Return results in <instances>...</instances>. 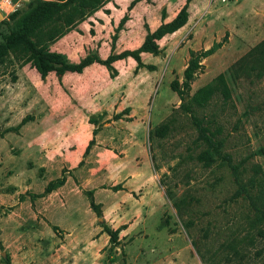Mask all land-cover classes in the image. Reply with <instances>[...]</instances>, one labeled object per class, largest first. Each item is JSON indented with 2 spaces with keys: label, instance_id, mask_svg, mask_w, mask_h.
<instances>
[{
  "label": "rangeland",
  "instance_id": "1",
  "mask_svg": "<svg viewBox=\"0 0 264 264\" xmlns=\"http://www.w3.org/2000/svg\"><path fill=\"white\" fill-rule=\"evenodd\" d=\"M29 1L0 0V41L6 31L3 21ZM112 1L50 48L77 62L83 51L97 53L107 41L110 54L115 28L128 14L113 53L135 49L146 35L144 24L162 23L163 8L167 17L185 3L143 0L133 17L128 5L117 24L100 26L98 47L87 49L98 15L107 13ZM192 2L183 34L160 39L161 53L144 56L154 70L134 72L136 63L126 57L113 64L115 78L101 65L83 76L50 73L41 79L30 64L0 65V129L29 118L18 133L0 137V264H7L6 257L12 264H264L263 225L255 221L256 208L264 210V75L234 80L230 70L264 39V0ZM223 39L214 54L201 60L183 96L187 102L219 73L227 77L230 98L216 93L195 113L218 129L222 151L231 161L218 159L204 167L195 158L201 147L193 142L191 116L179 108L182 100L170 82L183 81L190 48L199 52ZM121 111L122 118L113 119ZM89 119H96L99 131L84 156L95 127ZM168 119L167 135L149 141V131ZM145 171L147 185H137L132 194L109 188L127 177L140 184ZM62 175L65 182L54 183L52 194L29 195L41 193ZM133 182L129 185L134 187ZM240 185L247 191L235 196ZM88 189L94 190L105 223L121 228L119 243L102 231L85 194ZM165 190L171 197L188 199L182 218ZM145 192L151 204L143 202Z\"/></svg>",
  "mask_w": 264,
  "mask_h": 264
},
{
  "label": "trees",
  "instance_id": "2",
  "mask_svg": "<svg viewBox=\"0 0 264 264\" xmlns=\"http://www.w3.org/2000/svg\"><path fill=\"white\" fill-rule=\"evenodd\" d=\"M107 1L109 0H30L25 8H17L9 15L8 20L3 21L6 26V31L1 33L0 65L6 64L7 62L15 63L19 66L30 64L37 71L41 79H44L50 73H54L57 77H61L66 72L81 73L85 67L92 63L104 65L109 71V76L115 78L118 75V70L114 67L113 63L116 60L126 57H131L135 61L136 66L134 72H137L141 68L154 70L155 65L145 64L142 61L141 54L143 52H148L153 55L161 53L158 41L166 34L173 33L186 24L189 17L188 6L191 2V0H185L183 6L168 22H164L166 11L163 8L161 11L162 23L153 31L144 24L147 31L146 35L142 43L135 49H127L119 53H113L118 32L129 19L128 14H125L120 19L115 28V33L111 37V53L104 59L96 52H89L80 58L79 61L73 62L65 53L50 48L51 43L64 36ZM137 1L132 0L128 9H131ZM223 42L224 39L221 41H213L210 47L202 49L199 52L189 49L190 58L183 70V81L180 83L178 78H174L170 82V88L182 100L179 108L191 116L192 124L196 130V137L193 139V142L196 146L201 147L195 158L204 167H210L218 159L227 160L228 162L231 161V156L222 151L224 140L218 136V129H212L210 120L200 118L195 113L196 108H202L207 105L216 93H220L223 99L230 98L231 91L227 77L224 73H219L210 83L198 88L187 102L183 101V96L190 90V83L194 80L196 72L201 68V60L214 54L223 45ZM230 70L231 77L234 80H237L243 75H254L258 78L263 76L264 39L234 62ZM129 110L127 107L123 111ZM123 111L114 114L113 119L122 118ZM28 120L29 118L26 115L18 124L0 129V137H3L7 132L18 133L20 128ZM89 122L94 124L95 127L92 130V138L85 147L84 156L89 153L90 148L95 144V135L99 131V125L96 119H89ZM170 123L171 120L168 119L151 129L148 133V140L152 141L155 137H165L171 127ZM82 163L83 161H80L79 165ZM153 167L155 170L157 169L155 164H153ZM64 172L65 170L63 169L62 173ZM65 180L66 177L64 175L60 178L52 179L47 183L41 193H30L29 195L43 197L54 190V183H63ZM109 188L113 191L124 189L122 183L112 185ZM246 191V186L240 185L235 192V196H241ZM93 192V189H88L85 191V194L92 211L95 212L97 217L102 218L99 204L95 202ZM165 193L172 199L173 206L182 218L187 212L185 210L189 207L188 199L185 196L179 198L171 197L166 190ZM22 196L20 193L19 197L22 198ZM256 210L255 221L263 225L262 234L264 235V210L257 208ZM99 224L102 227V231L109 236V240L112 243H119L118 234L121 228L114 229L110 227L105 223L103 218L99 221ZM52 229L55 232H59V228L56 225H52ZM5 260L7 264H12L9 257H6Z\"/></svg>",
  "mask_w": 264,
  "mask_h": 264
},
{
  "label": "crops",
  "instance_id": "3",
  "mask_svg": "<svg viewBox=\"0 0 264 264\" xmlns=\"http://www.w3.org/2000/svg\"><path fill=\"white\" fill-rule=\"evenodd\" d=\"M132 0H114V1H112L111 2V5L112 6H110V5H108L107 7H105V9H107L108 11H107V13L106 12H104V11H101V14H99L98 15V18L100 19L98 22H97V24H95L94 25V27H95V32H96V34L95 35H93V36H91V37H89V43L88 44H86V48L87 49H93L95 46H97L98 47V30H99V28H100V26H108V24H109V26H112V21H113V24L115 23V24H117V19H118V17L120 16V14H121V12H123V10L126 8V6H128L129 5V3L131 2ZM165 0H160V1H158L157 3H163ZM192 1V0H191ZM194 2V1H193ZM193 2L191 3H189V6H188V11H189V9L191 8L190 6H191V4L193 5ZM141 4H143V0H138L137 2H135V4H134V6H133V8L130 10L131 11V13H130V16H132L133 17V14L135 13V11L138 9V7H140L141 6ZM117 6V7H116ZM178 8H177V11H173L172 12V14L171 15H169V16H167L166 18H165V22H168V21H170L175 15H176V13L178 12ZM103 22H102V21ZM157 21H158V19H157ZM101 22V23H100ZM147 22H148V18H147ZM189 22H190V15H189V18H188V20H187V22H186V24L185 25H183L181 28H179L178 30H176L175 32H173V33H170V34H166L163 38H167V37H169V36H174V35H181V34H183V30H184V28H186V26H188V24H189ZM149 23V22H148ZM161 23V21L159 22V23H155V25H150V23H149V27H150V29H151V31H153V30H155L158 26H159V24ZM82 30H85V29H82ZM181 31V32H180ZM124 33L126 32V31H123ZM79 36H84V35H79ZM162 39V38H161ZM160 41H158V43H159ZM103 43H105L106 45L104 46V45H102V46H99L98 48H97V50H98V52H97V54L101 57V58H106L107 56H108V54H109V51H110V48H109V44H108V42L107 41H103ZM159 46H160V43H159ZM81 47H82V49H84V43H82V45H81ZM188 47V46H187ZM160 48L162 49L163 47H161L160 46ZM207 47H204V49H206ZM190 49H193V48H190ZM188 50V49H187ZM57 51V50H56ZM59 52H61V51H59ZM63 53H65V52H63ZM66 54V53H65ZM86 54V52L85 51H83L82 53H81V56L80 57H83L84 55ZM145 55H151V53H148V52H143L142 54H141V57H142V61H143V58H144V56ZM153 55V54H152ZM79 57V58H80ZM78 58V59H79ZM78 59H76L75 61H77ZM123 60V59H122ZM121 59L120 60H116L113 64H117V62H119V61H122ZM135 62V61H134ZM144 62V61H143ZM145 63V62H144ZM145 64H148V63H145ZM151 64V63H150ZM156 64V63H155ZM98 66H101V64H98V63H92V64H90V65H88L87 67H85L84 68V70H83V72H81V73H79L80 75H85L88 71H90V70H95ZM114 66H116V65H114ZM166 70H168V67H167V69ZM165 70V71H166ZM67 73V72H66ZM141 146H137V147H135V148H140ZM144 153H145V151H144ZM145 155H146V153H145ZM146 158V157H145ZM146 160H147V158H146ZM147 162V161H146ZM139 168H142L141 166H138ZM147 171H145V172H143V177L139 180V181H141V183L139 184V183H135V182H133V178L132 177H127V180L125 181V183H122V186L124 187V189H120V190H118V191H124V192H131V190H135V188H136V186L138 185V186H140L141 187V185H147V179H146V177L145 176H147V173H146ZM134 183V184H136L134 187H133V185H129L130 183ZM61 188H63V187H61ZM126 188H127V190H126ZM55 191V189L52 191V192H50V193H48L47 195H50V194H52L53 192ZM18 192V191H17ZM131 194H132V192H131ZM143 197H145V199L143 200V202H145V203H149V204H151V201L149 200V199H147L146 200V192H145V195L143 196ZM160 262V261H159ZM144 264H147V263H144ZM160 264H162L161 262H160Z\"/></svg>",
  "mask_w": 264,
  "mask_h": 264
},
{
  "label": "water",
  "instance_id": "4",
  "mask_svg": "<svg viewBox=\"0 0 264 264\" xmlns=\"http://www.w3.org/2000/svg\"><path fill=\"white\" fill-rule=\"evenodd\" d=\"M0 18H2V15L0 14ZM102 218H98V221H101ZM3 255L5 254L4 252L2 253Z\"/></svg>",
  "mask_w": 264,
  "mask_h": 264
}]
</instances>
